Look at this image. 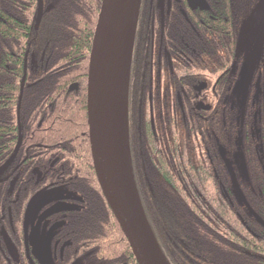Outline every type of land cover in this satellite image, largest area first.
I'll return each mask as SVG.
<instances>
[{
	"label": "trees",
	"instance_id": "1",
	"mask_svg": "<svg viewBox=\"0 0 264 264\" xmlns=\"http://www.w3.org/2000/svg\"><path fill=\"white\" fill-rule=\"evenodd\" d=\"M42 1L43 16L36 25L37 0H0V168L18 143L17 108L24 83L21 145L0 175V216L6 206L1 205L2 192L13 200L25 191L27 201L38 186L63 181L80 199L79 210L70 214L72 245L65 255L80 264H137L100 190L88 139V64L102 0ZM215 1L218 24L224 22L221 16L236 26L256 0ZM233 35L239 37V28H233ZM239 40H233L234 48ZM32 53L40 60L33 62L37 68ZM75 83L78 91L69 92ZM129 116L128 111L129 141L133 135L137 148L141 141ZM140 154L129 153L135 187L169 264H264V226L257 220L264 223V177L237 190L230 185V194L198 177L193 168L171 180L165 168L154 165L152 172L161 180L148 181L147 144ZM21 208L11 205L13 213Z\"/></svg>",
	"mask_w": 264,
	"mask_h": 264
},
{
	"label": "flooded vegetation",
	"instance_id": "2",
	"mask_svg": "<svg viewBox=\"0 0 264 264\" xmlns=\"http://www.w3.org/2000/svg\"><path fill=\"white\" fill-rule=\"evenodd\" d=\"M259 2L236 26L219 16L224 20L220 26L215 0L141 1L129 82V117L141 144L132 146V135L129 145L138 156L148 145V181L161 180L152 172L154 165L165 168L171 180L196 169L198 177L220 185L225 194L231 193L230 185L237 190L263 180L264 37L255 48L263 14L249 42L243 39L248 16ZM236 27L239 37L233 35ZM234 39H240L236 50ZM34 55L32 64L39 63ZM78 89L77 84L69 92ZM38 189L27 201L25 191L13 200L10 193H1L6 206L0 216V264H80L65 255L72 245L70 214L79 210L80 199L63 181ZM9 203L23 209L13 213Z\"/></svg>",
	"mask_w": 264,
	"mask_h": 264
},
{
	"label": "water",
	"instance_id": "3",
	"mask_svg": "<svg viewBox=\"0 0 264 264\" xmlns=\"http://www.w3.org/2000/svg\"><path fill=\"white\" fill-rule=\"evenodd\" d=\"M140 6L141 0H102L88 64V138L100 190L136 263L168 264L140 204L129 155V82ZM42 7V0H38L36 25L41 19ZM263 37L264 14L256 51ZM26 69L25 63L23 80ZM75 89L77 85H72L69 91ZM22 90L23 86L18 106V143L13 155L0 168V175L11 166L21 145ZM30 209L31 204L27 215ZM34 247L36 253L38 247L36 244Z\"/></svg>",
	"mask_w": 264,
	"mask_h": 264
},
{
	"label": "rangeland",
	"instance_id": "4",
	"mask_svg": "<svg viewBox=\"0 0 264 264\" xmlns=\"http://www.w3.org/2000/svg\"><path fill=\"white\" fill-rule=\"evenodd\" d=\"M263 8H264L263 1L259 2L258 5L255 7L254 11L248 16L247 22L245 23V27L243 29L244 33H246V39L243 37L245 42H249L251 29L254 28L257 23L258 24H259V22L261 23L260 15L264 14ZM23 92H24V90H23Z\"/></svg>",
	"mask_w": 264,
	"mask_h": 264
}]
</instances>
